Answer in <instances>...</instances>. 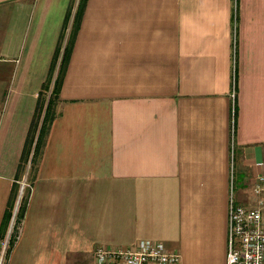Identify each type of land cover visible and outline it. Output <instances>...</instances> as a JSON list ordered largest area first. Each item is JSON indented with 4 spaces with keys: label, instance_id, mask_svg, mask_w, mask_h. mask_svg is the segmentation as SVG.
I'll return each mask as SVG.
<instances>
[{
    "label": "crops",
    "instance_id": "1",
    "mask_svg": "<svg viewBox=\"0 0 264 264\" xmlns=\"http://www.w3.org/2000/svg\"><path fill=\"white\" fill-rule=\"evenodd\" d=\"M73 1L0 0V238L32 188L5 264L142 240L226 264L231 189L249 206L264 172V0H86L29 144Z\"/></svg>",
    "mask_w": 264,
    "mask_h": 264
},
{
    "label": "built area",
    "instance_id": "2",
    "mask_svg": "<svg viewBox=\"0 0 264 264\" xmlns=\"http://www.w3.org/2000/svg\"><path fill=\"white\" fill-rule=\"evenodd\" d=\"M10 231L11 228L0 238V264H5L8 255ZM180 261L178 253L169 252L162 242L150 240L139 241L132 249L99 246L94 251L95 264H180ZM226 264H264V172H258L251 186L249 206L235 203L231 189Z\"/></svg>",
    "mask_w": 264,
    "mask_h": 264
},
{
    "label": "trees",
    "instance_id": "3",
    "mask_svg": "<svg viewBox=\"0 0 264 264\" xmlns=\"http://www.w3.org/2000/svg\"><path fill=\"white\" fill-rule=\"evenodd\" d=\"M85 3H86V0H79L78 7H77V9L75 11V14L73 16V20H72V23H71V29H70V33H69V37H68V42H67V45L65 46V49L63 51V56H62L61 63H60V66H59L58 78H57V80H55V84H54V92H55V94L58 93V89H59V84H60V79H61V76H62L63 68L65 67L66 62L68 61V57H69L70 50H71L70 43H71L72 39H74V37H75V35H76V33H77L78 29H79V25H80V21H81V18H82L83 11H84ZM71 11H72V9L70 8V11H69L68 16H67V24L63 28V33H62V36H61L62 40L64 39L65 30L67 28V25L69 23V19L71 17ZM58 55H59V53H58ZM58 55L55 58V60L53 61V64H52V67H51V71L56 66ZM52 75H53V72H51L49 81H48L47 85L44 87L46 91H48V89H49L50 80L52 78ZM43 97H44V94L41 92L40 95H39L38 104H37V107H36V110H35V114H34V117H33V122L31 124V128H30V135H29L30 141H29V144L33 143L35 133H36L37 128L39 126L40 118H41V115H42V112H43V105H44L43 103L45 102V100H44L45 98H43ZM51 105H53L52 102L51 103L49 102V105H48V107L46 109L45 117H44V120H43V126H46L47 124H49V121H51L53 119L52 116L50 117V109H51L50 106ZM42 130L43 129H41V131ZM25 205H26V201L25 202L21 201V204L19 206V211L17 212L18 214H16V217H15V224L13 226V230L18 229V225L20 224V222H21V220L23 218V215H24ZM5 234H6V229H5L4 233L2 234L1 238H3L5 236ZM13 243H14L13 242V237L11 235L10 246H12Z\"/></svg>",
    "mask_w": 264,
    "mask_h": 264
},
{
    "label": "rangeland",
    "instance_id": "4",
    "mask_svg": "<svg viewBox=\"0 0 264 264\" xmlns=\"http://www.w3.org/2000/svg\"><path fill=\"white\" fill-rule=\"evenodd\" d=\"M78 3H79V0H74L73 1V4H72V6H71V9H72V11H71V17H70V19H69V23H68V25H67V28H66V30H65V36H64V39H67L68 40V37H69V33H70V29H71V23H72V20H73V16H74V14H75V11H76V9H77V7H78ZM235 0H233V8L235 9ZM64 46V45H63ZM64 47H62L61 48V52L59 53V55H58V59H57V63H56V66L55 67H57V66H60V63H61V59H62V56H63V51H64ZM58 64V65H57ZM57 73V75H56V77H55V74ZM58 73H59V67H58V69L56 68L55 69V73L53 74V76H52V78H51V83H50V85L52 86V89H51V92H49V91H44L43 92V94L45 95L44 96V100H45V102L43 103L44 105H43V110L44 109H47V107H48V105H49V102L51 103L52 102V104L55 102V99H56V94H55V92H54V84H55V80H57V78H58ZM54 78H55V80H54ZM234 83L236 84V76H235V74H234ZM50 87V86H49ZM47 106V107H46ZM51 107V106H50ZM40 120H41V118H40ZM34 144H36V137H35V139H34ZM32 148V147H31ZM33 154V156L31 157V155H29V157H27V165H26V167L28 166V167H30V169H32L33 168V165H34V163L36 162V153L34 154V153H32ZM27 167V168H28ZM20 193H19V198H18V201H17V204L15 205V209H14V220H13V223L15 224V217H16V214H18L17 212L19 211V206H20V204H21V201L23 202H25V199H26V197H27V191H30L31 192V190H32V188H31V186H30V184H29V182H27V180H24V179H22V181H21V183H20ZM19 224V223H18ZM20 224H21V222H20ZM20 224L18 225V227H20ZM12 226H14L13 224L10 226V228H11V233H10V238H11V235H12V237H13V242L15 241V240H17L18 238H19V235H20V230H18V229H16V230H12ZM17 227V226H16ZM18 230V231H17ZM16 242V241H15ZM14 244L15 243H13V245L12 246H9L8 247V251H7V254H9L11 251H12V249H13V247H14ZM6 259H7V256H6Z\"/></svg>",
    "mask_w": 264,
    "mask_h": 264
}]
</instances>
